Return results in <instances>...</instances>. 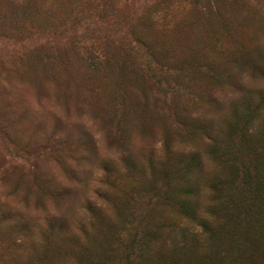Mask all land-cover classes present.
<instances>
[{
  "label": "rangeland",
  "instance_id": "rangeland-1",
  "mask_svg": "<svg viewBox=\"0 0 264 264\" xmlns=\"http://www.w3.org/2000/svg\"><path fill=\"white\" fill-rule=\"evenodd\" d=\"M0 264H264V0H0Z\"/></svg>",
  "mask_w": 264,
  "mask_h": 264
},
{
  "label": "trees",
  "instance_id": "trees-1",
  "mask_svg": "<svg viewBox=\"0 0 264 264\" xmlns=\"http://www.w3.org/2000/svg\"><path fill=\"white\" fill-rule=\"evenodd\" d=\"M138 41H140V42H143V39H141V38H139L138 39ZM144 43V42H143ZM121 48H122V46H121ZM104 50V49H103ZM86 54H87V56H88V58L91 60V61H94L93 62V65L94 66H98V65H100L104 60H101L102 59V57H104L106 60H108V58H107V55L105 54H103L102 55V53H100V52H98V50L96 49V48H91V49H87L86 51ZM256 177H258V175L257 176H254V178H256ZM247 183V181H244V184H246ZM241 184H243V182L242 183H240V185ZM186 206V204L184 205V207ZM237 205L235 204V205H233V207H236ZM228 208H225V209H223L224 211L225 210H227ZM205 228H206V226H205Z\"/></svg>",
  "mask_w": 264,
  "mask_h": 264
}]
</instances>
